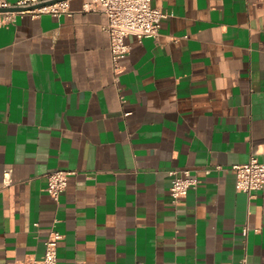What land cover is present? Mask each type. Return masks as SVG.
Here are the masks:
<instances>
[{
	"label": "crops",
	"instance_id": "obj_1",
	"mask_svg": "<svg viewBox=\"0 0 264 264\" xmlns=\"http://www.w3.org/2000/svg\"><path fill=\"white\" fill-rule=\"evenodd\" d=\"M70 4L0 25V264L42 258L52 229L58 264H264V188L234 169L264 161V0H153L169 16L120 70L107 15Z\"/></svg>",
	"mask_w": 264,
	"mask_h": 264
},
{
	"label": "built area",
	"instance_id": "obj_2",
	"mask_svg": "<svg viewBox=\"0 0 264 264\" xmlns=\"http://www.w3.org/2000/svg\"><path fill=\"white\" fill-rule=\"evenodd\" d=\"M71 0H0V25L16 21L19 15L40 17L43 14L63 15L71 13ZM19 9V10H10ZM84 10L87 12H101L107 15L108 22L105 30L111 39V51L114 65L121 69L123 60L131 53L132 46L127 42L131 35L139 41L146 38L158 37L163 20L169 15L153 5V0H84ZM130 114V113H127ZM237 173V189L253 195L264 188V161L257 157L245 164L235 165ZM210 172V171H208ZM74 172L56 170L48 174L47 191L56 200L67 190L69 178ZM173 183L171 195L174 203L184 200L191 188L198 187L200 180L191 169L172 173ZM14 182L13 170L4 172V185L10 186ZM64 235L52 229L46 241V252L42 258L35 257L23 261H8L5 264H58L59 246Z\"/></svg>",
	"mask_w": 264,
	"mask_h": 264
},
{
	"label": "water",
	"instance_id": "obj_3",
	"mask_svg": "<svg viewBox=\"0 0 264 264\" xmlns=\"http://www.w3.org/2000/svg\"><path fill=\"white\" fill-rule=\"evenodd\" d=\"M6 9H4V10H0V11H5ZM10 10H12V11H14V10H19V9H10Z\"/></svg>",
	"mask_w": 264,
	"mask_h": 264
}]
</instances>
